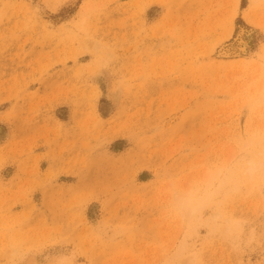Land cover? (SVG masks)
Listing matches in <instances>:
<instances>
[{
    "label": "rangeland",
    "instance_id": "374dc122",
    "mask_svg": "<svg viewBox=\"0 0 264 264\" xmlns=\"http://www.w3.org/2000/svg\"><path fill=\"white\" fill-rule=\"evenodd\" d=\"M251 141L264 0H0V264H264Z\"/></svg>",
    "mask_w": 264,
    "mask_h": 264
},
{
    "label": "clouds",
    "instance_id": "9594fccd",
    "mask_svg": "<svg viewBox=\"0 0 264 264\" xmlns=\"http://www.w3.org/2000/svg\"><path fill=\"white\" fill-rule=\"evenodd\" d=\"M236 172L253 183L264 181V144L257 141L245 143L233 163L215 179L227 181Z\"/></svg>",
    "mask_w": 264,
    "mask_h": 264
},
{
    "label": "bare ground",
    "instance_id": "6f19581e",
    "mask_svg": "<svg viewBox=\"0 0 264 264\" xmlns=\"http://www.w3.org/2000/svg\"><path fill=\"white\" fill-rule=\"evenodd\" d=\"M240 45H241V40L238 42V46H240ZM235 46H236L235 44L234 45L231 44L229 46L228 45H223L222 47H220L218 53H220V56H225V57L230 56V54L233 53L232 51H234L236 49ZM256 183L258 185L260 182H256Z\"/></svg>",
    "mask_w": 264,
    "mask_h": 264
}]
</instances>
